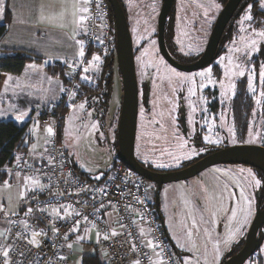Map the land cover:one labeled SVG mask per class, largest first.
<instances>
[{"label":"rangeland","instance_id":"rangeland-1","mask_svg":"<svg viewBox=\"0 0 264 264\" xmlns=\"http://www.w3.org/2000/svg\"><path fill=\"white\" fill-rule=\"evenodd\" d=\"M122 1L133 36L140 87L136 156L153 164L154 170L171 171L201 154V149L188 146L178 128L180 99L186 105L189 132L192 128L193 134L195 119L198 120L204 131V145H264V79L261 77L264 36L260 35L264 32V0H248L232 18L216 59L192 72L177 69L160 52L157 35L163 0ZM225 1H176L167 26V43L178 61L189 64L204 53ZM94 52L99 55L100 65L92 74L93 82L84 84V90L69 105L61 134L68 154L79 168L100 180L118 154L117 127L123 84L116 53L114 77L108 86L102 75L97 76L101 66L104 71L106 57L110 56ZM148 80H151L149 108L143 102V87ZM109 88L107 99L104 96ZM239 91L244 95V110L238 115L234 105ZM249 171L241 165H215L197 176L164 186L163 202L159 200L156 209L161 207L167 217L165 224L177 245L179 264H221L226 251L239 241L256 212ZM215 176L219 177L212 179ZM221 217L225 218V224L219 231ZM79 243L85 248L92 246L84 237ZM80 248L77 251L82 253ZM245 264H264V238L256 255Z\"/></svg>","mask_w":264,"mask_h":264},{"label":"built area","instance_id":"built-area-1","mask_svg":"<svg viewBox=\"0 0 264 264\" xmlns=\"http://www.w3.org/2000/svg\"><path fill=\"white\" fill-rule=\"evenodd\" d=\"M86 7L88 51L116 53L108 0H86ZM85 60L67 59L61 99L33 109V118L52 130L47 156L28 153L4 169L40 186L21 199V214L11 221L0 245V264H75L84 253L70 239L85 226L100 233L106 264H179L156 209L153 184L120 159L113 160L102 179H93L76 168L63 144L62 124L80 93Z\"/></svg>","mask_w":264,"mask_h":264},{"label":"crops","instance_id":"crops-1","mask_svg":"<svg viewBox=\"0 0 264 264\" xmlns=\"http://www.w3.org/2000/svg\"><path fill=\"white\" fill-rule=\"evenodd\" d=\"M7 8L11 21L7 35L0 43V57L28 53L33 58L21 73L5 75L0 92V121L31 112L38 104L58 100L66 80L53 70L57 65L64 67L67 59L86 58L81 83L93 82L92 74L97 71L100 61L96 59L99 58L98 53L88 51L86 46V0H0V21H3ZM49 129L32 117L26 132L31 141L29 153L43 158L47 156ZM73 162L82 171L79 164L75 160ZM39 186L36 180L12 175L0 183V245L11 221L21 214V199L25 193ZM81 237L92 246L85 248L83 243H79ZM100 238L97 230L85 226L73 234L71 243L75 249L81 246L84 255L98 254L105 263ZM84 255H78L75 264H82Z\"/></svg>","mask_w":264,"mask_h":264},{"label":"water","instance_id":"water-1","mask_svg":"<svg viewBox=\"0 0 264 264\" xmlns=\"http://www.w3.org/2000/svg\"><path fill=\"white\" fill-rule=\"evenodd\" d=\"M243 0H228L219 14L208 40L204 53L194 62L185 64L173 57L165 39L168 14L173 0H163L158 18V43L161 54L177 69L192 72L210 65L218 56L222 46V36L229 21ZM115 24L116 62L123 84V99L118 120L117 152L121 160L136 174L158 186L157 198L164 184L186 180L203 172L210 166L220 163H244L255 166L264 172V145L240 143L215 150L190 165L171 170L157 171L142 164L136 157L135 146L139 119V82L137 78L135 48L126 9L121 0H108ZM159 212V207L157 206ZM160 214V213H159ZM164 225V224H163ZM264 225V209L258 210L249 228L243 247L231 257L228 255L222 264H245L259 249L261 240L259 229Z\"/></svg>","mask_w":264,"mask_h":264},{"label":"trees","instance_id":"trees-1","mask_svg":"<svg viewBox=\"0 0 264 264\" xmlns=\"http://www.w3.org/2000/svg\"><path fill=\"white\" fill-rule=\"evenodd\" d=\"M122 4L124 6L123 1ZM247 4H248V0H243L239 4L237 11L234 13L235 15L234 17H236ZM111 15L114 24V16L112 9H111ZM10 21H11V14L9 9L7 8L3 21H0V43L8 33ZM231 21L232 19L229 21L230 23L227 25V29L224 35L222 36L221 39L222 45L226 40L225 38L227 37L226 35L227 31L228 29L231 28V24L233 23V21L232 22ZM3 49L5 50V48ZM221 49L219 53L221 52ZM107 54H109L108 57L109 56L110 57L109 58L106 57V64L104 67V71L101 66V70L99 71V75L97 77L102 75V78L105 79L104 81H106V84L108 86H111L112 79L114 77L115 50L114 49L110 50ZM32 58L33 57L30 56L28 53H23L21 55H13V56L4 55L0 57V92L3 86L5 75L7 73H13V74L21 73L25 68V65ZM194 61L195 59L192 62ZM53 71L57 75H62L63 78H65L66 80L64 67L62 65H57ZM83 86L84 84L81 83V90L82 89L84 90ZM110 93L111 91L109 88L105 91L106 96L104 97H107V99H109ZM80 96H82V94H80L79 97ZM243 99H244V95L242 94L241 91H239L235 98V105H234L238 115L242 114L244 110L243 102H242ZM263 113H264V103H263ZM32 117H33V111L27 112L25 114L10 116L0 121V183H4L11 176L10 173L5 171L4 169L16 161H22L29 153L31 141L27 137L26 132L29 125L31 124ZM115 159L121 160L118 154L114 158V160ZM263 238H264V225L262 226V229L260 231L261 242ZM82 264H106V263H104L101 260L98 254H95V255H84L82 257Z\"/></svg>","mask_w":264,"mask_h":264},{"label":"flooded vegetation","instance_id":"flooded-vegetation-1","mask_svg":"<svg viewBox=\"0 0 264 264\" xmlns=\"http://www.w3.org/2000/svg\"><path fill=\"white\" fill-rule=\"evenodd\" d=\"M176 1L177 0H173V4H172V8L168 14V18H167V23H166V31H165V39H166V45L168 47V43H167V26H168V22H170V16H171V13H173L175 11V5H176ZM195 2V0H193ZM201 1H204V0H201ZM218 1V0H217ZM228 1V0H227ZM227 1L225 2V4L227 3ZM163 4V2H162ZM224 4V6H225ZM223 6V8H224ZM223 10V9H222ZM221 10V11H222ZM221 13V12H220ZM235 15H233L232 18H234ZM231 18V19H232ZM217 20V19H216ZM216 23V22H215ZM214 23V25H215ZM230 23V22H229ZM228 23V24H229ZM214 25L212 27V31H213V28H214ZM227 27L225 28V31H226ZM211 31V33H212ZM224 31V33H225ZM224 35V34H223ZM211 36V35H210ZM158 37V35H157ZM210 38V37H209ZM159 44V43H158ZM170 53L173 55V57L175 58L176 55L174 53H172V51L170 50V48L168 47ZM201 56V55H200ZM199 56V57H200ZM197 57L195 59V61L199 58ZM177 58V57H176ZM175 58V59H176ZM138 78V77H137ZM143 86V85H142ZM150 88H151V80H148L144 87H143V102H144V106L148 107L149 108V98H150ZM139 101H140V87H139ZM139 111H140V103H139ZM177 113H180V116L178 117V121H177V124H178V128L180 129L182 135L184 136V138L186 139V142L188 144L189 147L191 148H195V149H201L202 152L200 155L196 156L195 158L191 159L190 161H186L184 162L183 164L180 165V167H178L177 169L179 168H183V167H186L188 165H190L191 163L195 162L196 160L202 158L203 156L215 151V150H218L220 148H223V147H227L229 145H232V144H224V145H218V146H215V147H209L207 145H204L202 143V136L204 135V131H202V129L200 128V123L198 122V120L195 119V122H194V131H193V134H192V128H190L191 130V133L189 132V124H188V114H187V110H186V105H185V102L183 99H180V106H179V109H178V112ZM95 114V113H94ZM200 117V116H199ZM197 117V118H199ZM204 129V128H203ZM204 148V149H203ZM136 153V152H135ZM137 157V156H136ZM137 159L142 163L144 164L145 166L151 168V169H155L153 164L147 162V161H144V160H141L137 157ZM241 165V166H245V167H248L250 169V171L248 172V177L250 178V186L253 190V193H254V197L256 199V212H255V215L253 217V220L256 216V213L258 210H262L264 209V172L255 167V166H252V165H249V164H244V163H220V164H216V165H222V166H228V165ZM215 166V165H213ZM212 167V166H210ZM209 167V168H210ZM208 169V168H207ZM175 170V169H174ZM206 170V169H205ZM204 170V171H205ZM158 171V170H157ZM202 173V172H201ZM251 173V174H250ZM200 174V173H199ZM198 174V175H199ZM197 176V175H196ZM219 176H215L214 178L212 179H216L218 178ZM257 181H259V183H257ZM168 184V183H167ZM166 184H164L162 187H161V190L159 192V196L157 198V189H158V186L156 184L153 183V187H154V190H155V203L157 205V203L159 202V200L161 202H163V196L161 195L162 191H163V188ZM234 191H236V188L234 187ZM200 202H201V199H199ZM220 202V200H219ZM221 203V202H220ZM159 213H160V220H161V223H162V226L163 228L165 229V232L167 234V239L170 243V245L173 247L174 251L176 252V255L177 257L179 256V252L177 251L176 249V244H175V241H174V238L171 237L169 231H168V228L165 224V220H166V215L165 213L162 211L161 207L159 208ZM223 216V215H221ZM220 219H222L221 221V230L219 231H222L223 230V226L225 224V218L221 217ZM252 220V222H253ZM252 222L250 223L249 227L247 228V230L245 231V233L242 235V237L239 239V241H237L234 245H232V247L228 250L230 251L231 253L228 255V257H231L232 255L236 254L242 247L243 245L245 244V241H246V236H247V233L249 231V228L252 224ZM164 224V225H163ZM262 227L259 229V237H260V231H261ZM263 243V240L261 242V245ZM260 245V246H261ZM260 248V247H259ZM259 250V249H258ZM257 250V251H258ZM226 251V253L228 252ZM256 251V252H257ZM256 252L254 253L253 256L256 255ZM226 253L223 255V260L225 258V255ZM253 256L251 258H253ZM251 258H249L248 260H250ZM223 260L221 262V264L223 263ZM247 260V261H248ZM246 261V262H247Z\"/></svg>","mask_w":264,"mask_h":264},{"label":"snow or ice","instance_id":"snow-or-ice-1","mask_svg":"<svg viewBox=\"0 0 264 264\" xmlns=\"http://www.w3.org/2000/svg\"><path fill=\"white\" fill-rule=\"evenodd\" d=\"M84 11H87V9H84ZM81 19H83V17H82ZM246 19L251 20V16H247ZM260 35H261V36H264V32L260 33ZM253 45H255V41H253ZM80 54H81V56H83V55H84L83 51H81ZM96 59H99V58L97 57ZM210 71H211V70H209V72H210ZM176 75H180V74H179V73H176ZM201 75H204V74L201 73ZM241 75H243V73H241ZM261 77H262V79H264V72L261 73ZM262 95H264V93H262ZM48 131L51 132L52 130L49 129ZM209 142L212 143V142H214V141L209 140ZM250 174H251V173H250ZM257 183H259V181H257ZM241 194L243 195V193H241ZM233 215L235 216V214H233ZM249 215H250V210H249ZM5 255H7V253H5Z\"/></svg>","mask_w":264,"mask_h":264}]
</instances>
